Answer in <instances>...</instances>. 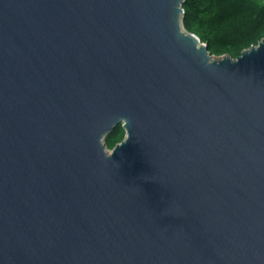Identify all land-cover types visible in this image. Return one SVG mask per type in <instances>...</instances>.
<instances>
[{
    "label": "water",
    "instance_id": "1",
    "mask_svg": "<svg viewBox=\"0 0 264 264\" xmlns=\"http://www.w3.org/2000/svg\"><path fill=\"white\" fill-rule=\"evenodd\" d=\"M185 2L0 0V264H264V38Z\"/></svg>",
    "mask_w": 264,
    "mask_h": 264
},
{
    "label": "trees",
    "instance_id": "2",
    "mask_svg": "<svg viewBox=\"0 0 264 264\" xmlns=\"http://www.w3.org/2000/svg\"><path fill=\"white\" fill-rule=\"evenodd\" d=\"M184 27L208 43L216 56L238 57L264 38V0H186ZM117 126L106 138L112 149L125 137Z\"/></svg>",
    "mask_w": 264,
    "mask_h": 264
}]
</instances>
